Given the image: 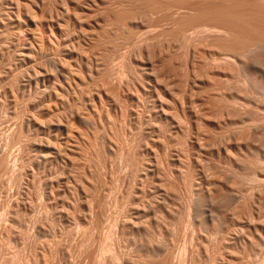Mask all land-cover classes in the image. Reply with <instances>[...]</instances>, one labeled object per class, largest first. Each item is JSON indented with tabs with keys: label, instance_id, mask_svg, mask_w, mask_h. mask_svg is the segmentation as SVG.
Wrapping results in <instances>:
<instances>
[{
	"label": "rangeland",
	"instance_id": "rangeland-1",
	"mask_svg": "<svg viewBox=\"0 0 264 264\" xmlns=\"http://www.w3.org/2000/svg\"><path fill=\"white\" fill-rule=\"evenodd\" d=\"M224 6L264 36V0H0V264H264V99L193 34Z\"/></svg>",
	"mask_w": 264,
	"mask_h": 264
},
{
	"label": "bare ground",
	"instance_id": "bare-ground-1",
	"mask_svg": "<svg viewBox=\"0 0 264 264\" xmlns=\"http://www.w3.org/2000/svg\"><path fill=\"white\" fill-rule=\"evenodd\" d=\"M197 13L198 16L204 17L206 18V20H209L207 19L208 17H212L216 18L218 22L205 23L200 25L199 28L196 29L195 32H193L195 38L200 42L208 41L210 43L219 44L221 45L220 47L225 48L228 51L227 53L222 56L216 55L211 59L214 63L229 64L231 65V67H234V71L240 73L238 75L239 77L236 78L234 76L236 79L231 78L227 81L228 86L230 87L229 89L232 91V93L234 92L236 94L233 93L229 98H226L224 106L231 107L233 110H236L234 113H239L241 110H247L248 108L253 106L251 103V99H264L263 34L259 33L260 35L257 39H250L247 38V36L242 37L234 33L233 19L236 15L233 14L232 18L229 6H224L223 8H220L218 10H216L215 8H202L199 9ZM258 13L259 28L261 30L263 17L260 9ZM242 15L243 14H239L237 15V17L243 18ZM243 19H241V21H243ZM258 110L260 112L263 111V109L261 111L260 107L258 108ZM247 115L248 114H245L244 118L238 120V123H240L238 126L242 128L241 130L244 129V131L248 127L251 130V133L253 130V135L257 134V132L263 128L264 119H262V117L259 118L260 116L258 118H251V116L247 117Z\"/></svg>",
	"mask_w": 264,
	"mask_h": 264
}]
</instances>
